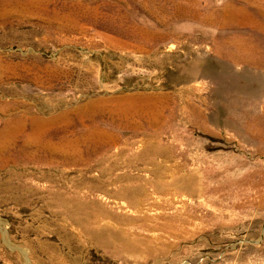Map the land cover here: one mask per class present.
Here are the masks:
<instances>
[{
  "label": "rangeland",
  "instance_id": "obj_1",
  "mask_svg": "<svg viewBox=\"0 0 264 264\" xmlns=\"http://www.w3.org/2000/svg\"><path fill=\"white\" fill-rule=\"evenodd\" d=\"M0 264H264V0H0Z\"/></svg>",
  "mask_w": 264,
  "mask_h": 264
},
{
  "label": "bare ground",
  "instance_id": "obj_2",
  "mask_svg": "<svg viewBox=\"0 0 264 264\" xmlns=\"http://www.w3.org/2000/svg\"><path fill=\"white\" fill-rule=\"evenodd\" d=\"M19 10V9H18ZM67 15V14H66ZM58 18V17H57ZM66 18V17H65ZM37 121V120H36ZM34 122V121H33ZM33 124V123H32ZM35 124H36V122H35Z\"/></svg>",
  "mask_w": 264,
  "mask_h": 264
}]
</instances>
